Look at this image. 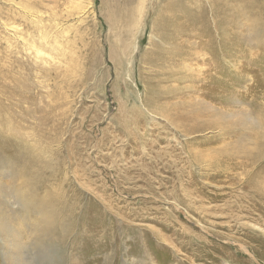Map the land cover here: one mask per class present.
<instances>
[{
    "label": "rangeland",
    "instance_id": "1",
    "mask_svg": "<svg viewBox=\"0 0 264 264\" xmlns=\"http://www.w3.org/2000/svg\"><path fill=\"white\" fill-rule=\"evenodd\" d=\"M0 144L27 264H264V0H0Z\"/></svg>",
    "mask_w": 264,
    "mask_h": 264
},
{
    "label": "bare ground",
    "instance_id": "2",
    "mask_svg": "<svg viewBox=\"0 0 264 264\" xmlns=\"http://www.w3.org/2000/svg\"><path fill=\"white\" fill-rule=\"evenodd\" d=\"M174 3V2H173ZM186 8V7H185ZM178 10V9H177ZM180 10V9H179ZM184 10V9H183ZM188 10V9H187ZM181 11V10H180ZM175 12V11H174ZM183 12V11H182ZM176 13V12H175ZM170 14V13H169ZM170 16V15H169ZM35 22V21H34ZM220 23V22H219ZM177 24V23H176ZM218 24V23H217ZM216 26V25H215ZM228 27V26H227ZM14 34H17L19 32L18 29H16L15 27H11ZM216 28V27H215ZM223 28V27H222ZM138 39H135V42L133 44V48L132 50H135L138 46ZM40 43L42 44H46L47 41L45 39V36L42 37L40 39ZM32 47V49H34V62L37 64V60L39 58L43 57V62L45 63V61L47 60V58L52 59L54 58V56L52 54H48L46 53L43 48L35 46L34 43H32L30 45ZM60 48V47H59ZM59 48H55L53 50L57 51ZM131 48V47H130ZM52 50V51H53ZM204 57V56H203ZM212 59V58H211ZM57 60V59H56ZM48 63V62H47ZM46 63V64H47ZM57 63H59L57 61ZM130 63V62H129ZM206 64V63H205ZM209 64V63H208ZM128 66V65H127ZM187 66V65H186ZM191 66V65H190ZM200 67V66H199ZM202 67V66H201ZM129 68V67H128ZM132 68V67H131ZM199 75V74H198ZM133 84L137 87V82H133ZM194 88V87H193ZM196 89V88H195ZM194 92V91H193ZM196 92V91H195ZM139 94L137 92V96L138 98H140L139 100L142 102V98H141V94L139 97ZM192 95V94H191ZM146 98V97H145ZM195 98V97H194ZM204 101V100H203ZM24 102V101H23ZM186 137V135H185ZM187 138V137H186ZM2 145L0 144V147ZM184 148V147H183ZM49 157V156H48ZM264 165V164H263ZM10 166V165H9ZM263 174V173H262ZM9 175V174H8ZM172 212V211H171ZM180 221V220H179ZM40 231H34L33 236L36 238H41L42 240L38 243V241H29V245H31V247L28 249L26 246H24L21 241V235L20 233H17L12 240L8 239V236L6 237H2V240H0L1 245H2V254H3V258H4V262L5 264H27V260H25L27 258V253H29L30 251L33 250V253L36 252V248L38 247V245L40 246V244H42V241L45 238H49L52 237V239L55 240V236H54V229H52L50 226H44L42 229H39ZM53 234V235H52ZM52 235V236H50ZM32 238V237H31ZM228 239V238H227ZM227 241V240H226ZM44 242V241H43ZM235 243V242H234ZM26 248V249H24ZM26 256V257H25Z\"/></svg>",
    "mask_w": 264,
    "mask_h": 264
}]
</instances>
